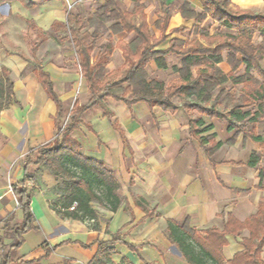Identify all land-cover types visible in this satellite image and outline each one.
<instances>
[{
	"label": "crops",
	"instance_id": "obj_1",
	"mask_svg": "<svg viewBox=\"0 0 264 264\" xmlns=\"http://www.w3.org/2000/svg\"><path fill=\"white\" fill-rule=\"evenodd\" d=\"M48 1L31 9L19 1L0 6L17 3L25 11H32ZM66 19H54L48 30L66 32L62 39L71 41L68 28L57 31L54 27L55 22L65 23ZM27 24L40 29L33 20ZM111 36L115 41L105 76L125 64L117 42L130 43L134 38L125 33ZM167 46L168 40L159 49ZM15 47L0 44V74L5 71L13 84V103L0 113V264H88L102 246L112 249L110 259L114 264H187L168 238V220L178 225L188 222L198 231L223 230L228 218L244 223L264 203L258 171L262 160L256 168L247 165L251 154L263 150L244 136L253 131L252 126L242 131L235 123L229 128L225 121L199 115L191 106L193 102L187 106L177 97L173 98L175 110L166 112L146 102L127 105L108 96L84 110L69 135L82 156L101 162L111 173L119 185L121 205L115 212L95 207V221L61 218L51 208L55 196L45 171L31 165L28 171L35 179L23 185L26 158L40 147L59 143V132L68 123L74 105L87 106L91 93L74 45L75 57L68 64L61 61V56L57 57L59 63L44 54L23 58ZM98 51H94L92 61ZM167 65L166 70H159L150 61V79L176 66H169L168 58ZM40 72L48 75L62 105L60 113L41 83ZM173 75L172 80L179 78ZM196 119L203 125L196 127ZM207 126L212 129L200 137L215 134V139L202 144L195 132ZM257 126L256 135L263 136ZM213 144L219 146L213 149ZM23 186L31 190L33 228L23 235L20 246L12 248L15 228L24 221L13 189ZM247 237L246 229L226 236L223 264L243 251L242 240ZM261 259L264 261V248Z\"/></svg>",
	"mask_w": 264,
	"mask_h": 264
},
{
	"label": "trees",
	"instance_id": "obj_2",
	"mask_svg": "<svg viewBox=\"0 0 264 264\" xmlns=\"http://www.w3.org/2000/svg\"><path fill=\"white\" fill-rule=\"evenodd\" d=\"M13 1H19L25 8L31 9L48 0H0V4ZM130 1L135 4L133 13L121 11L115 0H105L95 12L85 17L70 10L67 12L65 23H54L57 31L66 28L69 30L70 40L74 45L91 99L87 106L74 105L68 123L59 132L58 137L61 138L59 143L38 148V157L35 159L34 153L27 156L23 185L35 179L34 174L28 171L31 165H37L38 170L47 172L58 182L61 181L62 184H58L51 191L55 196L51 208L63 219L95 221L97 211L93 204L111 212L117 211L121 205V199L117 195L119 185L111 173L101 162L82 156L79 153V145L69 135L79 123L78 116L100 102L103 97L111 96L127 105L146 102L149 106H157L163 111L172 112L175 110L173 102L175 97L208 103L213 92L223 84L230 83L233 87L242 85L229 115L236 123L252 126L253 131L245 133V138L251 139L264 149V136H257L254 130L257 125L264 123V67L260 64L261 61L264 62V16L249 10L233 12L227 6L230 0H203V7L210 11V16L216 23L224 29L237 31L238 34L209 36L192 27L194 34L207 41V45L201 44L199 40L185 42L171 38L167 48L161 50L159 47L170 35L183 32L185 28L177 27L167 32L170 17L168 6L165 5L166 0H163L164 16L156 24L160 36L155 38L151 35L143 15V7L140 4L142 0ZM179 13L184 21L197 19V22H201L205 17V14H195L188 4L181 6ZM103 33H108V42L98 47L97 43ZM121 33L134 36L130 43L118 41L116 45L122 51L125 64L122 69L105 76L107 59L113 50L111 35ZM255 33H259L263 39L258 45L251 41ZM215 41L217 43L211 46ZM95 50L99 51L92 61ZM224 51L227 52L226 62L232 65L228 73L219 68V64L223 62ZM169 55L179 56L181 60L179 66L172 67V71L179 78L166 86L162 81L149 78L147 66L153 61L157 69L166 70L168 68L166 57ZM240 65L244 66L243 73L235 74ZM252 71L258 79L254 78ZM39 76L48 96L55 102L60 113L62 105L52 91L48 75L40 72ZM224 93L221 89L217 96ZM12 103L13 84L4 71L0 74V113ZM185 105L190 106L189 103ZM191 106L196 107V104ZM249 107H255V111H244ZM201 113L204 114L205 111ZM207 115L212 117L210 114ZM193 125L191 126L194 129ZM201 125L203 122L196 119L195 126ZM232 127L229 125V128ZM211 129V126H207L195 132L202 144L215 139V134L200 137L202 133ZM218 146L219 144H213V149ZM262 158L264 156L253 153L247 165L256 168ZM258 171L259 187L264 189V166H260ZM13 192L24 211V221L15 228L12 248L20 246L23 235L33 228V217L29 208L31 190L23 186L20 189H13ZM72 207L73 210H70ZM243 229L248 231V237L242 240L243 251L236 254L229 264H264L261 259L264 248V203L259 206L257 213L244 223L228 218L223 230L211 228L198 231L190 228L188 222L178 225L171 220L167 221L168 238L176 245L187 264H223L221 252L227 244L226 236L237 235ZM111 253L112 249L102 246L99 254L88 264H114L110 259ZM119 264L127 263L121 261Z\"/></svg>",
	"mask_w": 264,
	"mask_h": 264
},
{
	"label": "rangeland",
	"instance_id": "obj_3",
	"mask_svg": "<svg viewBox=\"0 0 264 264\" xmlns=\"http://www.w3.org/2000/svg\"><path fill=\"white\" fill-rule=\"evenodd\" d=\"M162 1L163 0H142L140 2L141 6L143 7V15L145 16L149 31L151 35L155 36V38L160 36V32L156 29V24L159 20L163 19L164 16ZM63 2L64 6L61 4L60 0H49L43 6L32 11H25L17 3L1 5L0 44L7 47L11 46V44H14L16 46L15 50L23 58H26V56H33L35 53L38 55V57H41L44 54L45 58L53 59L55 63H59L60 58L58 59L57 57L61 56L63 58L61 61L65 64H68L67 61H72L75 57L73 45L71 41H65L62 39V37L67 34L66 32L54 33L50 29L48 30L49 24L54 19L64 21L66 19L67 12L70 10L81 17H85L89 13L95 12L97 8L105 2V0H63ZM115 2L121 11H126L128 13L134 12L135 4L130 0H115ZM184 4H188L194 10L195 14H205L203 20L201 22H197V19L184 21L179 13V8ZM165 5L168 6V16L170 17L167 32L177 27L185 28L183 32L170 35L167 39L168 41L171 38L183 41L187 40L186 42H190L188 40L193 39L200 40L201 44L207 45V41L200 39L197 34H194L195 32L192 31V27L197 28V30L201 32L207 33L209 36H215L217 34L236 36L238 34L237 31L224 29L218 23H216L210 16V11H207L206 8L203 7V0H166ZM227 6L233 12L249 10L264 16V0H230ZM29 20H33L35 25L40 26V29L35 30L29 26L27 24V21ZM41 29L43 31H41ZM128 38V36L125 37V39ZM111 39L112 42L115 41L112 36ZM251 41L254 45H258L262 43L263 39L259 33H255ZM107 42L108 33H103L98 43L107 44ZM215 43H217V41L213 42L211 46H214ZM226 55L227 52L224 51L222 54L223 62L219 64V66L225 71H230L232 65H229L226 62ZM167 58L169 61V66H179L181 57L169 55L166 57V60ZM260 64L262 67H264L263 61H261ZM243 69L244 66L240 65L235 70V74H242ZM173 73L174 72L171 70L161 73L156 80L164 82V84L167 86L171 82L175 81L172 80L174 76ZM251 73L255 79H258L254 71ZM148 75L150 78L151 73L149 70ZM221 89L224 90L225 93L222 96H217L219 90ZM241 89L242 85L233 87L230 83L223 84L213 92L212 99L208 103H199L192 99H179L180 103L185 104L193 102L192 104H196V107H193V109L199 115L208 117L207 114H210L212 117H208L209 119H215L219 122L225 121V123L227 122L229 125H234L236 122L231 119L229 111L232 104L234 103V100L238 98ZM203 110L205 111L204 114L201 113ZM244 111H255V107L246 108ZM237 127L242 131L251 128L250 126L247 127L241 124H239ZM257 132L264 136V123H261L257 126ZM259 154H261L263 157L264 149L261 150ZM37 157L38 152L36 151L34 153L33 159ZM261 165L264 166V158H262ZM45 175L50 178L48 182L50 184V191L58 186V184H62L61 181L58 182L47 172ZM93 205H96V208L99 206L97 204Z\"/></svg>",
	"mask_w": 264,
	"mask_h": 264
},
{
	"label": "built area",
	"instance_id": "obj_4",
	"mask_svg": "<svg viewBox=\"0 0 264 264\" xmlns=\"http://www.w3.org/2000/svg\"><path fill=\"white\" fill-rule=\"evenodd\" d=\"M70 210H73V207Z\"/></svg>",
	"mask_w": 264,
	"mask_h": 264
}]
</instances>
